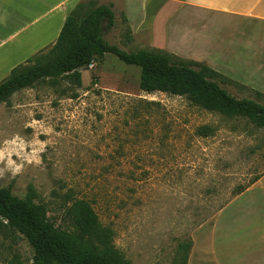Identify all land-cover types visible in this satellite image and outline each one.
<instances>
[{
	"label": "rangeland",
	"instance_id": "374dc122",
	"mask_svg": "<svg viewBox=\"0 0 264 264\" xmlns=\"http://www.w3.org/2000/svg\"><path fill=\"white\" fill-rule=\"evenodd\" d=\"M86 1L114 4L116 25L105 37L127 51L162 50L243 74L258 67L239 58L264 52V26L243 30L242 22L220 16L204 28L200 18L174 10L171 2L161 12L160 3L136 4L128 12L131 21H124L127 0H0V39L6 41L0 83L12 67L48 53L67 15ZM140 72L107 54L82 70L80 87L64 79L41 82L2 103L0 186L22 198L32 186L35 201L63 227L74 200H88L131 264H173L189 255L194 241L193 264H216L213 251L223 227L219 215L212 217L264 172V128L183 96L147 93ZM220 83L236 97L264 102L239 81ZM205 125L209 136L199 133ZM233 212L227 225L236 220L232 230L245 228L240 223L249 218ZM32 260L24 238L0 234V264Z\"/></svg>",
	"mask_w": 264,
	"mask_h": 264
},
{
	"label": "trees",
	"instance_id": "16d2710c",
	"mask_svg": "<svg viewBox=\"0 0 264 264\" xmlns=\"http://www.w3.org/2000/svg\"><path fill=\"white\" fill-rule=\"evenodd\" d=\"M115 25L112 3L76 4L49 52L29 58L32 64L15 66L0 83V105L16 92L41 82L56 85L64 79L80 87L82 70L113 54L128 65L140 67V88L147 93L183 96L208 111L247 118L256 127L264 128V102L236 97L221 85L226 77L204 62L175 58L162 50L127 51L110 43L105 35ZM258 95L264 96L261 92ZM199 129L201 135L212 134L208 125ZM35 198L32 186L23 198L11 187L0 186V234L24 238L33 251L31 264H131L114 245L113 228L100 221L88 200H74L66 210L70 222L63 227L56 225L46 206ZM188 258L186 254L173 264H187Z\"/></svg>",
	"mask_w": 264,
	"mask_h": 264
},
{
	"label": "crops",
	"instance_id": "0c3cea01",
	"mask_svg": "<svg viewBox=\"0 0 264 264\" xmlns=\"http://www.w3.org/2000/svg\"><path fill=\"white\" fill-rule=\"evenodd\" d=\"M149 3L153 5L160 3L161 5L157 8L158 12H161L166 3H170L176 7L174 10L191 13L192 19L200 18L204 28L208 27L207 21L220 16L242 22L243 30L249 29L257 32L261 26H264V0H127V3L123 5L127 12V19L131 21L128 13L130 8L136 4L137 7L141 4L147 7ZM5 42L0 39V46ZM210 58L213 60L214 57ZM239 60L245 62L246 66H257L258 69L243 74L238 71L229 72L218 67L222 71L219 72L227 78L239 81L264 94V52L256 50L250 57L239 58ZM223 65L227 66L225 62ZM233 209L232 215L243 214L249 218L248 223L244 225L243 222L240 223L241 227L245 226V228L232 230L237 228L236 220L234 226L227 225V217H230L228 213ZM217 215L221 219L223 230H219L221 241L216 251H213L216 255L215 263L264 264V172L256 181L220 207L212 217L213 220ZM223 218H226L225 223H223ZM195 257L194 241L187 264L195 263Z\"/></svg>",
	"mask_w": 264,
	"mask_h": 264
}]
</instances>
